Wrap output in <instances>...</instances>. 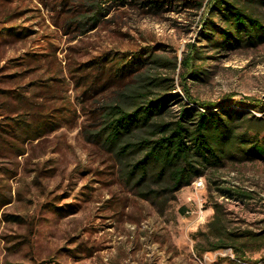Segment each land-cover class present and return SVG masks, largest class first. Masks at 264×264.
<instances>
[{
  "label": "rangeland",
  "instance_id": "1",
  "mask_svg": "<svg viewBox=\"0 0 264 264\" xmlns=\"http://www.w3.org/2000/svg\"><path fill=\"white\" fill-rule=\"evenodd\" d=\"M140 1L0 0V264H264L260 241L244 259L231 247L201 250L217 204L231 227L264 235V155L205 169L201 188L154 202L126 187L97 135L105 106L131 81L118 59L148 49L181 59L201 43L202 78L186 72L193 95L264 98V42L219 50L200 39L209 0ZM245 1L264 21V0ZM95 2L101 20L83 26ZM181 71L175 92L187 102ZM181 104L171 99L172 114Z\"/></svg>",
  "mask_w": 264,
  "mask_h": 264
},
{
  "label": "trees",
  "instance_id": "2",
  "mask_svg": "<svg viewBox=\"0 0 264 264\" xmlns=\"http://www.w3.org/2000/svg\"><path fill=\"white\" fill-rule=\"evenodd\" d=\"M140 2L151 9L164 6V0ZM188 3L201 7L204 0L185 1ZM208 3L210 12L204 18L200 39L205 38L219 50L264 42V21L254 6L245 0H209ZM93 6L91 14L79 16L83 26L96 25L101 20V4L95 2ZM191 51L183 53L181 59L176 54L171 56L151 49L131 57L120 56L119 68L131 74V81L105 106L102 126L97 132L116 159L126 187L154 202L153 198L164 193L163 203L175 198L177 191L194 183L204 175L205 169L217 171L228 164L254 159L257 154L264 155V98L246 96L236 100V94L227 93L217 100H202L193 95L186 84V72L189 70L193 80L202 78V71L196 65L201 57V43ZM179 67L188 103L175 92ZM173 98L182 103L175 114L171 112ZM232 103L259 107L262 113L235 108L230 106ZM242 193L250 196L247 191ZM208 223L205 235L210 246L200 247L201 250L231 247L244 259L250 242H264L262 232L231 227L219 204ZM197 249L200 251L199 246Z\"/></svg>",
  "mask_w": 264,
  "mask_h": 264
},
{
  "label": "built area",
  "instance_id": "3",
  "mask_svg": "<svg viewBox=\"0 0 264 264\" xmlns=\"http://www.w3.org/2000/svg\"><path fill=\"white\" fill-rule=\"evenodd\" d=\"M194 184H195V189H198V188H201L202 186H204V180H203V178H198L195 182H194ZM198 198H200V196L198 195ZM195 199L196 200V202L198 203V205H199V215L200 216H205V211H204V209H203V204L201 203V200L200 199Z\"/></svg>",
  "mask_w": 264,
  "mask_h": 264
}]
</instances>
